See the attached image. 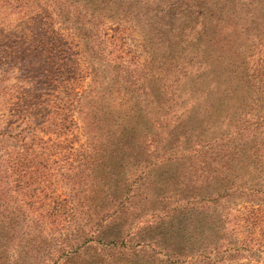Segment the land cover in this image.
<instances>
[{
	"label": "trees",
	"instance_id": "trees-1",
	"mask_svg": "<svg viewBox=\"0 0 264 264\" xmlns=\"http://www.w3.org/2000/svg\"><path fill=\"white\" fill-rule=\"evenodd\" d=\"M171 1L157 0V9ZM134 2L99 0L112 18ZM231 26L205 27L211 46L178 53L177 61L192 66L188 72H167L156 61L139 72L103 56L111 103L84 122V181L77 167L71 200L41 191L50 185L29 176L37 172L34 160L7 162L12 170H5L4 181L31 180L24 184L37 192L30 205L40 215L33 219L16 200L11 205L0 197V264H264V183L250 185L254 173L264 177V164H248L257 154L264 162V68L254 65L241 28L227 35ZM169 75L183 87L171 86ZM187 91L196 104L185 99L186 110L178 113L176 102ZM26 129L35 126L0 133V148L34 146ZM210 148L221 152L212 160L222 164H166L155 156L175 149L200 152L202 159ZM48 221L62 235L69 227L75 231L61 239L34 226ZM256 234L261 241L252 244ZM90 245L99 248L92 260Z\"/></svg>",
	"mask_w": 264,
	"mask_h": 264
},
{
	"label": "rangeland",
	"instance_id": "rangeland-1",
	"mask_svg": "<svg viewBox=\"0 0 264 264\" xmlns=\"http://www.w3.org/2000/svg\"><path fill=\"white\" fill-rule=\"evenodd\" d=\"M134 1L131 11L123 10L112 18L105 17L106 9L99 0H0V133L19 130L31 122L35 126L32 131L26 129L34 146L24 151L0 148V197L10 200L11 205L16 200L33 219L40 215L37 206L30 205L37 192L27 189L24 183L31 181L27 177L20 185L12 179L4 181L12 170L7 162L16 157L34 160L37 172L29 176H38L36 182L50 185L41 191L71 200L77 167L84 181L81 171L88 152L84 122L97 118L105 103H111L103 56L108 55L114 64L138 67L139 72L155 61L167 72H188L192 66L187 60L177 61L178 53H200L211 46L204 29L221 23L232 25L227 30L229 36L242 29V44L256 59L254 65L264 68V0H172L160 3L158 9L157 0ZM84 14L88 16L82 20ZM74 24L82 37L77 36ZM168 77L171 86L183 87L173 75ZM183 93L176 102L178 113L186 110L187 103L196 104L192 92ZM185 99L187 103H183ZM205 140L211 142L207 137ZM262 142L261 136L258 143ZM202 152V159H198L200 152L185 155L175 149H159L155 156L165 157L166 164H206L204 159L211 160L209 164H222L212 160L220 159L217 148ZM248 164L263 167L264 162L257 154ZM262 176V172L254 173L251 187L264 183ZM34 226H42L45 234L55 233L61 239L75 231L69 227L62 235L57 231L59 225L50 221ZM254 236L257 239L252 244H258L260 237ZM97 247H88L89 260L97 255Z\"/></svg>",
	"mask_w": 264,
	"mask_h": 264
}]
</instances>
